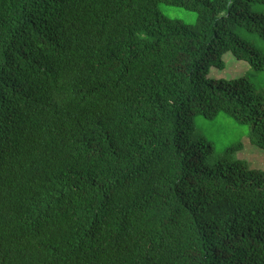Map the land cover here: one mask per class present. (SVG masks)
Segmentation results:
<instances>
[{"label":"trees","instance_id":"1","mask_svg":"<svg viewBox=\"0 0 264 264\" xmlns=\"http://www.w3.org/2000/svg\"><path fill=\"white\" fill-rule=\"evenodd\" d=\"M239 30L264 0H0V264H264V170L192 133L224 112L264 149V93L208 77L264 71Z\"/></svg>","mask_w":264,"mask_h":264},{"label":"rangeland","instance_id":"2","mask_svg":"<svg viewBox=\"0 0 264 264\" xmlns=\"http://www.w3.org/2000/svg\"><path fill=\"white\" fill-rule=\"evenodd\" d=\"M159 10L164 16L183 25L192 27L198 25L196 12L165 3L159 4ZM238 32L242 38L253 42L264 55L263 41L242 30ZM223 59L226 62L225 68L216 69L212 67L208 77L230 79L245 75L251 80L258 92L264 93V71H256L247 62L236 60L230 52L225 53ZM249 131V125L238 123L224 112L218 113L213 118L197 115L194 117L192 126L194 137L207 140L214 146L217 154L226 156L230 162L241 160L250 168L264 170V149L251 144ZM229 148L232 150L229 151Z\"/></svg>","mask_w":264,"mask_h":264}]
</instances>
